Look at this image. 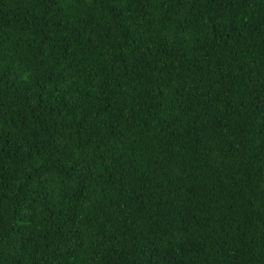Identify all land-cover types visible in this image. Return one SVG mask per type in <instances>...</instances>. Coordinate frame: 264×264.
I'll list each match as a JSON object with an SVG mask.
<instances>
[{
  "label": "trees",
  "instance_id": "trees-1",
  "mask_svg": "<svg viewBox=\"0 0 264 264\" xmlns=\"http://www.w3.org/2000/svg\"><path fill=\"white\" fill-rule=\"evenodd\" d=\"M0 264H264V0H0Z\"/></svg>",
  "mask_w": 264,
  "mask_h": 264
}]
</instances>
